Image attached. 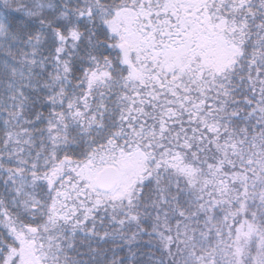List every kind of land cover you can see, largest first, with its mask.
Returning <instances> with one entry per match:
<instances>
[{
	"label": "snow or ice",
	"instance_id": "snow-or-ice-1",
	"mask_svg": "<svg viewBox=\"0 0 264 264\" xmlns=\"http://www.w3.org/2000/svg\"><path fill=\"white\" fill-rule=\"evenodd\" d=\"M0 264H264V0H0Z\"/></svg>",
	"mask_w": 264,
	"mask_h": 264
}]
</instances>
